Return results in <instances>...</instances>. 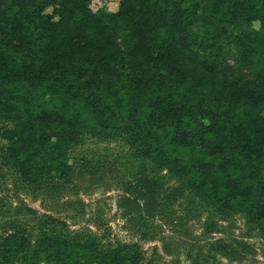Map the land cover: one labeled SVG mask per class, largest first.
I'll return each mask as SVG.
<instances>
[{"label":"trees","instance_id":"16d2710c","mask_svg":"<svg viewBox=\"0 0 264 264\" xmlns=\"http://www.w3.org/2000/svg\"><path fill=\"white\" fill-rule=\"evenodd\" d=\"M92 1L0 0V120L15 123L3 162L18 166L24 187L67 183L77 133L127 135L196 194L264 230V0H121L116 11H94ZM255 22L258 33L235 37L242 62L261 56L252 76L234 77L193 48ZM57 125L63 135L42 129ZM136 192L131 205L153 206L132 219L141 225L159 206L150 181ZM2 247L10 264L8 253L29 244L14 230ZM32 255V264H143L131 246L101 249L52 234Z\"/></svg>","mask_w":264,"mask_h":264},{"label":"rangeland","instance_id":"374dc122","mask_svg":"<svg viewBox=\"0 0 264 264\" xmlns=\"http://www.w3.org/2000/svg\"><path fill=\"white\" fill-rule=\"evenodd\" d=\"M120 1L93 0L91 8L116 11ZM193 1L201 4L204 0ZM259 30L258 22L247 28L237 25L228 36L214 39V46L193 48L234 77L252 76V67L261 56L256 53L242 62L235 37ZM119 41L123 46L126 43L123 37ZM14 126L10 119L0 120V264H5L4 239L14 230L22 232L29 247L9 252L10 264H32V254L47 234L88 241L101 249L131 246L143 264H264L261 223L245 212H223L196 194L162 157L144 156L127 135L77 133L78 141L68 150L74 167L68 182L51 184L42 178L24 187L18 166L1 158L10 145L14 147L5 138V131ZM64 128L42 129L63 135ZM34 149L35 156H45L42 146ZM260 169L264 181V165ZM148 181L159 208L153 219L136 225L132 219L139 221L140 214L148 215L147 208L153 206L140 199L137 209L129 199Z\"/></svg>","mask_w":264,"mask_h":264}]
</instances>
